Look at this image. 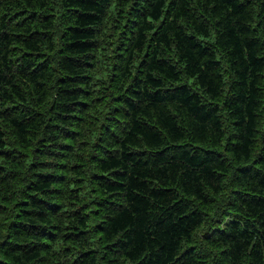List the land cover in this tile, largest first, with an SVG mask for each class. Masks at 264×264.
<instances>
[{
  "label": "trees",
  "instance_id": "obj_1",
  "mask_svg": "<svg viewBox=\"0 0 264 264\" xmlns=\"http://www.w3.org/2000/svg\"><path fill=\"white\" fill-rule=\"evenodd\" d=\"M0 264H264V0H0Z\"/></svg>",
  "mask_w": 264,
  "mask_h": 264
}]
</instances>
